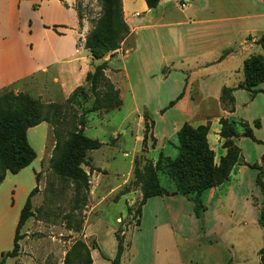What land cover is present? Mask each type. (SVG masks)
I'll list each match as a JSON object with an SVG mask.
<instances>
[{"label":"crops","instance_id":"crops-1","mask_svg":"<svg viewBox=\"0 0 264 264\" xmlns=\"http://www.w3.org/2000/svg\"><path fill=\"white\" fill-rule=\"evenodd\" d=\"M76 1L0 0V95L12 92L28 95L43 103H54V93H63L65 101L80 88L72 84L70 91H63L66 89L65 82L55 70L60 66H80L81 69V64H89L93 60L85 46L88 29L85 31ZM26 2L33 3L34 9L43 16L44 24L41 23L40 27L25 20ZM47 6H52L53 10L45 15ZM122 7L130 36L121 49L105 62L109 67L107 71L118 72L113 73V82L120 91L123 106V93L129 92L136 107L152 110L146 100L140 101V98L154 97L150 91L152 82L158 80L162 83L175 74L178 77L180 75L184 87L175 98L181 94L183 98L164 114L161 112L172 101L162 109H157L155 114H159L162 122L176 109H181L185 116L176 123H163V131L160 130L162 134L158 132L159 119H155L153 137L156 145L151 149L164 150L165 146H170L177 151L176 135L186 123L196 127L209 123L207 139L211 150L215 152V164L219 165L227 155L223 147L224 140L220 137V120L234 117L236 95L241 91L233 92L235 111L229 113L221 103L222 90L235 89L245 79L241 65L244 69L245 61L251 58L252 51L259 46L257 42L260 39L253 34L264 33V0H162L154 10H148L145 0H122ZM65 12L71 14V21L47 20L48 15L61 18ZM53 27H56V31ZM39 33L43 39L37 37ZM130 38L131 43H128ZM238 57H242L243 62L237 65V70H232L231 66ZM91 70L86 73L85 81ZM229 76L236 79L232 87L226 84ZM72 78L77 79L79 75L73 73ZM214 79L217 83L211 86ZM194 84L199 95L197 100L193 99ZM262 85L257 90L264 91L260 88ZM213 97L224 113V117L217 118L216 128L211 116H208L210 114L205 113L207 100ZM198 115H205V119L195 120ZM254 124L256 128L261 126L259 121ZM43 126L47 125L42 124L34 129ZM238 134L241 137L234 142L242 151L239 145L249 138L243 137L242 132ZM253 134L258 140L256 133ZM40 159L37 154L36 160L17 174L31 178L30 184L20 185L24 194L21 204L16 197L10 200L11 192L16 187L7 185L9 177L17 175L8 174L0 186V255L12 251L14 247L20 214L29 194L37 186L36 173L39 169L36 162ZM245 168L244 163L238 162L228 181L203 194L205 212L202 219L196 218L194 204L183 196L149 199L142 209L140 225L125 233L121 264L128 260L130 253L134 255L133 264H250L251 259L252 264H261L259 253L264 248V241L253 244L249 229L251 226H260L263 197L256 189L257 185L255 187L258 173L255 170L251 179L252 183L255 179L254 188L251 189L260 192V197L256 201V208L251 207ZM168 189L173 190L174 186ZM5 191L7 205L2 199ZM140 194V191H136L131 196L136 201ZM103 229H108L111 239L104 241L100 235ZM116 231V226L103 220L86 227V238H95L97 244V248L91 250L92 264H111L103 259L102 253L110 260L115 259L118 251ZM248 247L252 251L251 256L246 251Z\"/></svg>","mask_w":264,"mask_h":264},{"label":"rangeland","instance_id":"rangeland-1","mask_svg":"<svg viewBox=\"0 0 264 264\" xmlns=\"http://www.w3.org/2000/svg\"><path fill=\"white\" fill-rule=\"evenodd\" d=\"M76 9L84 20L85 31L88 29V39L93 29V21L102 13L101 2L100 0H77ZM52 10V6H47L45 15L49 11L52 12ZM24 12L25 20L33 22L35 27H40L41 23L44 24L43 16L34 9L33 3L26 2ZM46 17L47 20H72L69 12H65L61 18L51 15ZM141 17H144V15H141ZM41 29L43 28L41 27ZM253 35L259 39L264 37V33ZM37 37L43 39L40 33ZM249 42H252V40ZM128 43H131V38ZM262 51L260 45L255 47L251 57L262 54ZM109 59L110 54L101 63L93 59L89 64H81V69L80 66L55 68L60 73L59 77L65 82L66 89L63 91H70L72 84H76L80 88L75 90L77 92L74 96L72 94L65 101H63V93H54V103H43L40 100L44 105L55 106L51 111L54 116L50 121L42 123L47 126L39 129L32 128L27 132L30 145L39 155V159L41 158L36 162L39 169V172L36 173V181L38 180L37 192L31 198V216L20 230V236L22 237L19 242L20 254L16 258L8 259L6 264H66L67 259L71 264H90L89 252L97 248V244L95 238H86L85 236L88 225L97 223L100 220L109 221L117 227V231L121 230L123 232H127L129 229L134 230L138 226L139 212L143 200L141 191L143 180L137 179L135 176V161H139L142 170L146 162L156 166L161 153L173 159L179 157V151L173 150L170 146H165V151L163 149L152 150L151 148L156 145L153 128L155 119H159V114H155V111L162 109L169 102L175 101V97L179 95L184 87L182 77L175 74L166 82L161 83L158 80L152 82L153 86L150 91L154 97L140 98V101L146 100L150 108H153L152 110L149 109L151 111L143 110L140 106L136 107L129 92L123 93L125 96L123 106L120 91L113 82V73H118L117 71H107L109 68L107 66L103 73L104 76L95 90H93L91 81H88L87 78L86 81L84 79L88 70L92 69L89 75H93L97 66L102 64L103 61H109ZM242 60V57H238L233 62L231 69L237 70L239 67L237 65L243 62ZM120 67H122L121 63ZM73 73L78 74L79 78L73 79ZM241 73L244 75L243 65H241ZM117 82L120 84V79ZM215 83H217L216 79L212 80L210 85L212 86ZM235 83L234 76H229L226 81L227 86L232 87ZM110 85L118 91L122 107L111 111L101 109L97 112H90L96 99H102L107 103L108 96L111 93ZM260 88L264 90V85ZM192 89L193 99L197 100L199 95L195 84ZM8 94H1L0 98ZM215 100L214 97L207 100V112H205L210 114L208 116H211L214 128L218 127L217 118L224 117L223 108ZM184 116L185 114L181 112V109H176L163 122L159 119V134H162L160 130L163 131V123H168V125L176 123L182 120ZM200 118L205 119V115H198L195 120ZM226 119L236 122L238 132L242 133H244L243 126L245 123L248 124L252 131L256 133L259 142H261H251V139H245L244 142V139H242V147L239 145L242 149L239 162H248L249 165L261 163L264 155V94L257 95L256 99L253 100L250 93L241 90L236 95L234 117ZM255 121H259L261 126L256 128ZM186 124L192 125L191 123ZM192 126L196 128V126ZM72 134H82L103 144L100 150L88 152L86 162L81 165V169L87 175L86 183H80L67 175H59L54 169L53 160L58 142L68 141ZM245 167L247 166L245 165ZM245 171L246 185L252 201L251 207L256 208V201L260 197L261 190L258 186L256 189L260 192H254L251 189V187L254 188L255 183V179L254 183L251 179H253L257 170L247 167ZM0 172H2L1 169ZM8 174L11 173L7 172L6 177ZM159 175L165 188L173 187L168 178ZM30 182L31 178H28L27 175L10 176L7 185L16 187L11 192L10 200L12 201L16 197L21 204L24 200V194L20 189V185H27ZM124 182L126 183L124 184ZM125 189L128 190V193L122 195ZM136 191H140L141 194L134 201L131 194ZM6 195L5 191L2 196L4 205H7ZM261 195L263 197L262 210L264 203L262 192ZM107 230H100V235L104 241L112 237ZM249 230L253 244L264 241V230L260 226H251ZM249 247L246 251H249L248 253L251 256L252 251ZM133 258V253H130V257L124 264H133ZM252 262L253 259L249 260L250 264Z\"/></svg>","mask_w":264,"mask_h":264},{"label":"trees","instance_id":"trees-1","mask_svg":"<svg viewBox=\"0 0 264 264\" xmlns=\"http://www.w3.org/2000/svg\"><path fill=\"white\" fill-rule=\"evenodd\" d=\"M35 1V0H21ZM162 0H145L148 10L158 8ZM102 13L93 21V29L85 46L90 51L94 60L102 61L108 54L114 56L121 49L122 44L130 36V29L124 19L122 0H100ZM36 9V8H35ZM80 15V14H79ZM80 19H83L80 15ZM49 29V27H45ZM56 31V27H53ZM263 49V54L251 57L244 63L245 79L235 89L224 88L222 90L221 103L226 111L234 113L235 90H244L254 98L264 91L257 90V87L264 84V37L257 42ZM107 68V62H103L95 69L93 75L88 74V81H91L93 90L97 88ZM111 91L107 103L102 99H96L90 112H97L101 109L108 111L120 109L119 93L110 85ZM77 91L73 93V96ZM181 94L175 101L161 112L164 114L173 108L181 99ZM106 104V107H105ZM54 105H44L40 100H34L28 95H15L9 93L0 98V186L6 178L7 172L12 175L19 174L23 169L29 167L37 158V154L28 141L27 132L44 122L53 118L51 111ZM57 108V107H56ZM222 131L220 137L224 140L223 147L227 155L223 157L219 165L215 164V152L211 150L208 143L210 124L193 127L185 124L177 133L176 148L179 151L177 159H171L160 154L156 166L146 162L140 168L138 160L135 161V176L143 180L141 191L143 200L139 212L138 226L142 217V209L147 201L155 197L183 196L194 204V213L197 219H202L205 208L202 197L205 192L216 188L228 181L235 165L239 162L241 150L235 145L234 140L241 136L237 132L236 122L229 119H221ZM258 126V124H257ZM243 137L259 143L255 138L252 129L248 124L243 126ZM103 147L99 141L90 139L82 134H72L68 141L58 142L56 155L53 160L54 169L59 175H67L80 183H86L87 175L81 169L86 162V155L90 151H98ZM242 158V157H241ZM247 167L258 171L256 185L264 196V156L261 164L249 165ZM165 176L173 184L174 189L169 190L161 183L160 175ZM38 182V180H37ZM37 188L29 194L26 204L20 214L19 223L14 239L12 251L0 255V264H6L8 259H13L20 254L19 242L22 239L20 230L30 218L31 198L36 194ZM128 193L125 189L122 195ZM260 226L264 229V203L261 210ZM125 233L121 230L116 232L118 251L115 259H108L103 253V259L111 264H121L125 250ZM260 262L264 264V248L259 253ZM90 264H92L91 251L89 252ZM66 264H71L68 259Z\"/></svg>","mask_w":264,"mask_h":264},{"label":"built area","instance_id":"built-area-1","mask_svg":"<svg viewBox=\"0 0 264 264\" xmlns=\"http://www.w3.org/2000/svg\"><path fill=\"white\" fill-rule=\"evenodd\" d=\"M183 7L185 6V4L182 5Z\"/></svg>","mask_w":264,"mask_h":264}]
</instances>
